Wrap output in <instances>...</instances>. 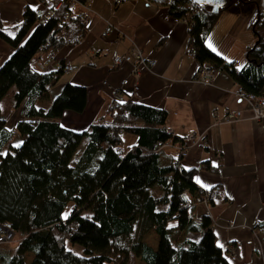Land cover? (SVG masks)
Instances as JSON below:
<instances>
[{
    "label": "trees",
    "instance_id": "1",
    "mask_svg": "<svg viewBox=\"0 0 264 264\" xmlns=\"http://www.w3.org/2000/svg\"><path fill=\"white\" fill-rule=\"evenodd\" d=\"M149 1L166 8L170 18L184 20L185 50L197 61V71L206 65L214 74L226 71L237 89L264 97L260 0H226L215 15L189 0ZM72 2L64 1L47 17L46 0H37V8H23L11 31L0 26V38L12 48L0 63V227L9 229L13 242L19 236L12 252L0 250V264H128L130 255L143 264H230L217 246L211 214L193 215V202L205 203L206 209L231 203L220 182L203 188L194 181L200 170L219 174V161L185 168L182 139L164 127L163 109L132 100L111 102L105 119L75 131L59 119L66 110L83 111L86 88L65 82L48 106L42 105L64 72L62 62L45 70V61L87 34L78 16L63 19ZM226 11L249 17L254 37L239 68L206 44ZM10 88L13 104L6 109L1 100ZM18 108L20 117L9 128L6 123ZM166 146L175 147L177 156L165 154ZM254 230L264 239V222ZM176 231L181 240L173 237ZM149 232L156 238L153 244L144 239ZM261 255L264 264V251Z\"/></svg>",
    "mask_w": 264,
    "mask_h": 264
},
{
    "label": "crops",
    "instance_id": "2",
    "mask_svg": "<svg viewBox=\"0 0 264 264\" xmlns=\"http://www.w3.org/2000/svg\"><path fill=\"white\" fill-rule=\"evenodd\" d=\"M85 3L92 11L88 14L87 34L74 46L63 47L44 65L48 71L61 62L72 67V72H63L67 75L65 82L87 90L83 111L66 110L60 124L78 131L99 118L105 119L113 95L117 94L122 102L132 100L163 109L164 127L176 139L185 138L190 131L201 135V142L189 148L182 164L189 168L204 160L213 164L219 161V174L200 170L194 175V181L203 188L220 182L230 198V204H217L209 210L217 246L223 249L230 264H263L264 239L254 229L264 222V118L252 120L247 103L237 96L238 87L226 71L217 70L207 86L194 80L198 64L185 50L186 25L170 18L162 5L144 0L116 5L112 0ZM38 5L37 0H0V26L11 31L21 22L24 7L35 9ZM219 19L211 33L222 31L229 35L219 46L208 35L206 44L239 68L244 62V47L254 42V37L247 35L249 17L226 12ZM106 23L115 30L102 37ZM133 46L153 59L155 65L141 66L136 71L127 63L111 65L116 55ZM11 52L12 48L0 38V63ZM38 59L33 65L37 66ZM124 80L127 82L122 85ZM49 100L48 93L42 105H48ZM227 111H239L241 117L224 122ZM166 147L176 154H165L177 156L175 147ZM193 204V215L202 216L204 204Z\"/></svg>",
    "mask_w": 264,
    "mask_h": 264
},
{
    "label": "built area",
    "instance_id": "3",
    "mask_svg": "<svg viewBox=\"0 0 264 264\" xmlns=\"http://www.w3.org/2000/svg\"><path fill=\"white\" fill-rule=\"evenodd\" d=\"M65 0H46L47 2V17L51 16V14H53L54 11H56L57 9H59L62 5V3ZM125 0H113V2H117V3H121ZM74 3H77V1H75ZM79 3V2H78ZM80 4V3H79ZM84 4V3H83ZM81 4V5H83ZM67 14L65 16H63V19L66 20L68 18V16L72 14V6H68L67 7ZM82 13L79 14V22L84 24L85 23V19H87V17L85 16V14L88 15V13L90 12L88 10L87 7H83V11H81ZM184 22V20H182ZM185 23V22H184ZM112 30V27L110 24H108L101 36L105 37L106 35L110 34ZM43 49V46H41L40 50ZM47 63V61H45ZM45 63V64H46ZM122 63H127V64H131L133 70H138L139 68L142 67H146V68H152V66L155 65L154 60L153 59H149L147 58L144 53L141 52L140 49H138L137 47L133 46L129 49V51H127L126 53H122V54H118L116 55L112 62L111 65H113V67H117L119 66V64ZM63 71L65 72H72L73 68L64 64L63 66ZM214 73L209 69V67L203 66L201 67L198 71H196L194 80L197 81L198 83L207 86L208 84H210V80L212 79ZM126 80L122 81V85L126 84ZM136 88V87H135ZM236 94L238 97H242L245 102L247 103L248 109L250 111V113H252V120L258 122L260 120H262L264 118V97H256L254 95H246L244 92H242L241 89H237L236 90ZM121 100V97H118L117 94L113 95V99L111 102H114L116 104V102H119ZM241 114L239 111H230V112H226L223 116V121L224 122H231L232 120H235L237 118H240ZM99 121V120H98ZM202 137L201 135H196L194 132L190 131L188 133V135L182 139V143L183 146L182 151H181V157H186L190 146H193L195 144H198L199 142H201ZM192 143V144H190ZM178 148V147H177ZM12 239V234L10 233L9 229H4L2 227H0V244L5 243L8 240Z\"/></svg>",
    "mask_w": 264,
    "mask_h": 264
},
{
    "label": "rangeland",
    "instance_id": "4",
    "mask_svg": "<svg viewBox=\"0 0 264 264\" xmlns=\"http://www.w3.org/2000/svg\"><path fill=\"white\" fill-rule=\"evenodd\" d=\"M65 1H67L68 3H71L72 1L71 0H65ZM127 1H133V2H137L138 0H125V1H123V2H121V3H115V2H113V0H112V2H113V4L114 5H116V4H122V3H125V2H127ZM144 1H146V2H148V0H144ZM260 3H261V5H260V8L264 11V0H260ZM70 6V5H69ZM71 6H72V14L71 15H76V16H79V14L80 13H82L81 11H83V7H87L88 8V10L90 11L89 13H92V11L90 10V8H89V6L86 4V3H84L83 5H81V4H79L78 2L77 3H74V2H72V4H71ZM226 12H228V11H226ZM226 12H222L221 14H223V13H226ZM88 13V14H89ZM220 14V15H221ZM232 14V13H231ZM238 15V14H237ZM85 16L87 17V19H85V25L88 23L87 22V20H88V15L87 14H85ZM220 17H222V16H220ZM79 18V17H78ZM219 19V18H218ZM221 19H219V21H220ZM109 23H106V26L108 25ZM216 26L218 27V25L216 24ZM112 27V26H111ZM227 27V26H226ZM226 29V28H225ZM113 30H115L113 27H112V30L111 31H113ZM223 31H224V29H222ZM228 31V30H227ZM103 32V31H102ZM220 32H222V31H219V33H218V31H216V33H211L210 32V38H212L214 41H215V45H220L222 42H224L225 41V37H227V35H229V33L228 34H226V35H223L222 33H220ZM11 34V33H10ZM11 35H13V34H11ZM247 35L249 36V37H251L252 36V34H251V31L249 30L248 32H247ZM44 65H46V64H44ZM67 77V75H65V74H62L60 77H59V79L52 85V86H50L49 87V91H48V93L50 94V100H52L53 98H54V96L57 94V93H59L60 91H61V87L65 84V80L67 79L66 78ZM9 93L1 100V103H2V106L3 107H6V109H9L11 106H12V104H13V102H12V93H13V88H10V90L8 91ZM49 100V101H50ZM11 102H12V104H11ZM10 105V106H9ZM45 106H48V105H44V107ZM12 115H11V117L8 119V122L6 123V125L9 127V128H11L13 125H14V123L19 119V117H20V113H19V108L18 109H16V110H13L12 111ZM91 124V123H90ZM126 137H129L128 135H123V138H125V140H126ZM130 138V137H129ZM17 140V139H16ZM16 141L15 140H13V143H15ZM127 143H129V142H127ZM85 143H84V140H82L81 142H80V145L78 146V149L76 150V152H75V157L76 156H78L79 155V152H80V150L82 149V147H83V145H84ZM190 144H192V143H190ZM124 145L126 146V143H124ZM194 146V145H193ZM193 146H190V147H193ZM177 148V147H176ZM164 151L163 152H165V151H167V152H170L172 155H175L176 153L174 152V151H172V150H170L169 148H165V149H163ZM185 157H183L182 159H184ZM203 202H201V204H202ZM204 204V206H205V203H203ZM209 208L208 209H206V212H209ZM181 235L182 234H180V233H178L177 231L176 232H173V237L175 238V239H177V240H181ZM18 235H17V238H15L14 239V242L13 241H11V240H8V241H6L5 243H2L1 244V246H0V250H10L11 252L15 249V247H16V242H17V240H18ZM148 243H151V244H153L155 241H156V238L154 237V234H153V232H149L148 233V235H146V237L144 238ZM67 248H72L73 249V251L75 252V253H77V254H82L81 253V250H80V247L79 246H77V245H70L69 243H67ZM230 252H232L233 253V248L232 247H230ZM128 264H143L141 261H139L138 259H136L133 255H130L129 256V259H128Z\"/></svg>",
    "mask_w": 264,
    "mask_h": 264
},
{
    "label": "water",
    "instance_id": "5",
    "mask_svg": "<svg viewBox=\"0 0 264 264\" xmlns=\"http://www.w3.org/2000/svg\"><path fill=\"white\" fill-rule=\"evenodd\" d=\"M192 4L208 6L209 12L215 15L219 12V9L225 6L226 0H189Z\"/></svg>",
    "mask_w": 264,
    "mask_h": 264
}]
</instances>
